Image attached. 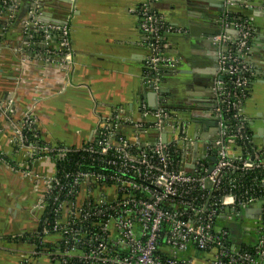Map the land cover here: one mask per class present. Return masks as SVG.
Segmentation results:
<instances>
[{
	"label": "built area",
	"instance_id": "1",
	"mask_svg": "<svg viewBox=\"0 0 264 264\" xmlns=\"http://www.w3.org/2000/svg\"><path fill=\"white\" fill-rule=\"evenodd\" d=\"M157 1L144 0L140 28L154 41L147 84L160 96L167 74L177 72L181 61L161 54L159 40L165 33L183 31L167 26L151 10ZM33 2L34 31L29 36L39 35L48 47L46 54L64 70H72L68 23L61 27L40 24V0ZM235 4L224 0L218 31L206 34L219 51L212 86L218 133L204 152L189 124L165 110L166 100L155 111L144 106L140 122H130L117 110L98 126L92 141L78 147L29 144L26 131L37 140L41 137L35 116L24 115L13 145L27 149L32 164L53 163L55 172L45 180L37 206L41 213L35 234L38 244L21 264H35L41 257L46 264H264V206L254 228H247L244 212L258 201L250 197L239 203L233 192L220 200L227 223L239 226L242 236L226 226L217 227V209L199 207V193L217 189L228 172L264 169V154L253 151L236 156L233 152L236 145L249 141L240 106L249 81L244 55L254 33L250 20L231 11ZM17 7V0H0V19L9 13L12 21ZM242 7L252 9L253 5L247 2ZM231 29L236 31L234 39L227 36ZM55 40L58 50L50 49ZM75 153H85L91 163L86 169L60 173L59 165ZM210 158L216 159L211 173ZM230 184L238 186L234 180ZM256 189L264 192V176ZM50 206L52 220L45 216ZM45 244L54 249L42 247Z\"/></svg>",
	"mask_w": 264,
	"mask_h": 264
},
{
	"label": "crops",
	"instance_id": "2",
	"mask_svg": "<svg viewBox=\"0 0 264 264\" xmlns=\"http://www.w3.org/2000/svg\"><path fill=\"white\" fill-rule=\"evenodd\" d=\"M233 1L231 11L250 20L254 30L244 55L249 81L240 106L249 146L240 143L233 152L264 154V0ZM247 2L252 9L242 7ZM17 5L12 21L9 13L0 19V264H21L34 251L31 238L41 218L37 206L45 180L55 172L53 163L32 164L27 149L13 145L26 113L35 116L41 140L48 145L82 146L117 110L130 122H140L142 108L155 111L162 100L189 124L202 152L218 133L208 68L218 61L219 51L203 32L217 29L221 0H208L205 12L199 0H158L151 6L167 26L183 31L165 33L159 40L161 54L181 61L177 72L167 74L160 96L147 84L154 41L140 28L144 0H40V24L68 23L72 70L46 54L39 35L29 36L34 31L33 0H17ZM227 36L234 39L236 31ZM57 45L53 41L50 49L58 50ZM244 215L247 228H254L261 213L253 208ZM34 263L46 264V258Z\"/></svg>",
	"mask_w": 264,
	"mask_h": 264
},
{
	"label": "trees",
	"instance_id": "3",
	"mask_svg": "<svg viewBox=\"0 0 264 264\" xmlns=\"http://www.w3.org/2000/svg\"><path fill=\"white\" fill-rule=\"evenodd\" d=\"M164 108L169 113L172 111L179 113L176 108H173V107L170 108L168 107V105H166ZM229 121L235 124L233 120H229ZM26 136L29 139L28 141L29 144L36 143V144H39L40 146L47 145L41 140L35 139L33 132L26 131ZM89 159L90 158L87 155H85V153L71 154L68 156L66 161H64L63 163L59 165L58 169L60 170V173H62V171H73V170H76L77 168L86 169L89 163H91ZM263 176H264V169H258L252 172L251 171L249 172H245V171L228 172L217 189L213 188L212 190H210V192L199 193V207L207 206L208 209L210 208L217 209L218 210L217 217H216L217 227L222 228L226 226L229 231H236L235 228L237 227L239 228L238 229L239 236H242L244 232L240 229L239 226H235L233 224L227 223L226 218L223 215V214H226L225 210L219 206L220 200L225 195H227L229 192H233V194L236 195L239 203H245L250 197L254 198L258 202L261 200H264V192H260L259 189H256L258 185V181ZM232 180L238 182V186H236V188H233L231 186L230 181ZM244 207L245 206L240 207L239 211H242ZM52 210H53V206H50L47 210V213L45 214V216L50 220H52V217H53V214L51 213ZM31 242H33V244H38V236L32 237ZM42 247L48 248L49 251H52L54 249V246L51 244H45Z\"/></svg>",
	"mask_w": 264,
	"mask_h": 264
},
{
	"label": "flooded vegetation",
	"instance_id": "4",
	"mask_svg": "<svg viewBox=\"0 0 264 264\" xmlns=\"http://www.w3.org/2000/svg\"><path fill=\"white\" fill-rule=\"evenodd\" d=\"M208 4V0H199V9H200V11L201 12H205V7H206V5ZM201 15L204 17L205 16V14H203V13H201ZM219 22H220V19H218L217 20V22H216V24H217V29H215V30H212L211 32H210V34H212V33H215V32H217L218 31V25H219ZM209 31V29H207L205 32H203V35L204 34H208L207 32ZM215 59V58H214ZM213 62H215V63H213L209 68H208V71L209 72H211V78L212 79H210V81H213V76L215 75V72H216V67H217V60L215 59ZM238 229L239 228H235V230L236 231H238Z\"/></svg>",
	"mask_w": 264,
	"mask_h": 264
},
{
	"label": "water",
	"instance_id": "5",
	"mask_svg": "<svg viewBox=\"0 0 264 264\" xmlns=\"http://www.w3.org/2000/svg\"><path fill=\"white\" fill-rule=\"evenodd\" d=\"M222 4H223V8H224V0H221ZM222 8V9H223ZM224 10V9H223ZM190 32L193 30L190 28L189 29ZM247 144V143H246ZM248 145V144H247ZM249 146V145H248ZM210 161H211V166L209 168V173H211L213 171V165L216 163V159L215 158H210ZM207 188L209 189L210 188V185L207 186ZM264 206V201H259L257 203H255L254 205H251L249 208L246 209L245 213H246V216L248 215V213L251 212V209L255 208L256 209V212L258 213H261L262 212V207Z\"/></svg>",
	"mask_w": 264,
	"mask_h": 264
}]
</instances>
